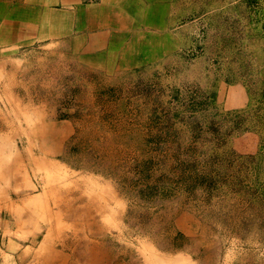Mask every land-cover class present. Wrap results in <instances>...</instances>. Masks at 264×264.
<instances>
[{
    "label": "rangeland",
    "instance_id": "rangeland-1",
    "mask_svg": "<svg viewBox=\"0 0 264 264\" xmlns=\"http://www.w3.org/2000/svg\"><path fill=\"white\" fill-rule=\"evenodd\" d=\"M173 6L2 55L0 264H264V0Z\"/></svg>",
    "mask_w": 264,
    "mask_h": 264
},
{
    "label": "crops",
    "instance_id": "crops-1",
    "mask_svg": "<svg viewBox=\"0 0 264 264\" xmlns=\"http://www.w3.org/2000/svg\"><path fill=\"white\" fill-rule=\"evenodd\" d=\"M174 1L0 0V63L6 51H18L26 47L34 51L52 49L49 47L51 44L66 49L69 47L68 42L77 52L83 51L87 45L97 50L101 39L110 43V46L114 44L113 36L130 35L135 30L133 27L141 28L134 31L137 34L153 32L155 30L147 29V25L142 29L140 19L174 16V13H170L173 12ZM201 11L197 13L198 17L203 15ZM155 32L163 33L162 30ZM37 43L45 45L36 46ZM12 62L16 65L17 61ZM89 64L97 69L103 67L94 56ZM233 90H238V87L232 86L230 91Z\"/></svg>",
    "mask_w": 264,
    "mask_h": 264
},
{
    "label": "bare ground",
    "instance_id": "bare-ground-1",
    "mask_svg": "<svg viewBox=\"0 0 264 264\" xmlns=\"http://www.w3.org/2000/svg\"><path fill=\"white\" fill-rule=\"evenodd\" d=\"M21 5V4H20ZM37 123V122H36ZM48 128V127H47ZM37 160V159H36ZM41 160V159H40ZM10 162V161H9ZM38 163V162H37ZM47 163H49V162H47ZM9 164V163H8ZM12 164V163H11ZM54 164V163H53ZM17 165V164H16ZM51 164L49 163V166H50ZM14 166V165H13ZM39 166V165H38ZM48 166V167H49ZM57 166V165H56ZM52 168H50L51 170H49L48 172V183H51L54 179H55V177H57L59 174L57 173L58 172V170L57 169H53L54 167H53V165L51 166ZM13 168V167H12ZM3 169V168H2ZM15 169V168H14ZM47 169V168H46ZM4 170H5V167H4ZM8 170V169H7ZM17 170H18V168H17ZM20 171V170H19ZM19 171H17V172H19ZM43 171V170H42ZM7 174H9V173H7ZM21 174V173H20ZM22 175V174H21ZM46 175V174H45ZM19 176V175H18ZM24 176V175H23ZM10 177V176H9ZM25 178H26V180L29 182L30 180H32V179H30L31 177H30V175H29V173H26L25 174ZM21 179V178H20ZM10 180L8 179V182H9ZM32 182H33V180H32ZM54 182H55V180H54ZM58 182V181H57ZM56 182V183H57ZM32 184V183H31ZM42 184V183H41ZM17 185V184H16ZM64 185V184H63ZM46 186V185H45ZM44 187V186H43ZM55 187H57V185L55 186H52L51 188H55ZM107 187H109V186H107ZM21 188V187H20ZM36 188H37V186H36ZM106 188V187H105ZM102 189V188H101ZM43 190H47V188L46 187H44V189ZM52 189H49V190H47L46 192H45V195H48V194H50V193H52V192H50ZM109 190V189H108ZM110 190H111V188H110ZM59 191V190H58ZM56 192V191H55ZM43 193V192H42ZM53 194V193H52ZM51 195V194H50ZM113 195V194H112ZM42 197H44V196H42ZM113 198H114V196H113ZM45 199V198H44ZM46 200V199H45ZM49 201V200H48ZM52 201V200H51ZM47 203V202H46ZM116 205V204H115ZM43 206V205H42ZM41 206V207H42ZM114 206V205H113ZM41 207H40V209H41ZM44 207V206H43ZM50 209H51V207H49V206H46V212H47V214L49 213V216L48 217H50V219L52 218V216H51V214L52 213H50ZM54 209V208H53ZM42 210H45V209H42ZM20 211V210H19ZM76 211V210H75ZM46 215V214H45ZM95 217V216H94ZM111 216L109 215V218H110ZM111 218H113V217H111ZM53 220V219H52ZM114 221V220H113ZM53 222V221H52ZM117 223V222H116ZM116 223H115V225H116ZM95 224V223H94ZM6 225V224H5ZM50 226V225H49ZM95 226V225H94ZM59 227V226H58ZM97 227V226H96ZM116 227V226H115ZM58 233V232H57ZM17 235H19V233L17 234ZM97 235V234H96ZM20 237H22V236H20ZM49 237V236H48ZM89 239V238H88ZM65 240V239H64ZM63 240V241H64ZM92 240V239H91ZM55 242H56V240H55ZM57 244V243H56ZM97 244V243H96ZM54 245V244H53ZM93 245V244H92ZM88 246V245H87ZM94 246V245H93ZM93 250V249H92ZM95 252V251H94ZM158 252V251H157ZM4 254V253H3ZM90 254V253H89ZM159 254V253H158ZM5 255V254H4ZM9 255V254H8ZM12 255V254H11ZM13 256V255H12ZM6 257V256H5ZM4 257V258H5ZM49 257H51V256H49ZM98 257V256H97ZM90 258H92V257H90ZM47 259H48V257H47ZM165 259V258H164ZM6 262V261H5ZM87 262V261H86ZM93 262V261H92ZM7 263H9V262H7ZM12 263H15L14 261L12 262ZM161 264V263H160ZM163 264V263H162Z\"/></svg>",
    "mask_w": 264,
    "mask_h": 264
},
{
    "label": "trees",
    "instance_id": "trees-1",
    "mask_svg": "<svg viewBox=\"0 0 264 264\" xmlns=\"http://www.w3.org/2000/svg\"><path fill=\"white\" fill-rule=\"evenodd\" d=\"M247 4L253 5L257 3V0H245Z\"/></svg>",
    "mask_w": 264,
    "mask_h": 264
}]
</instances>
